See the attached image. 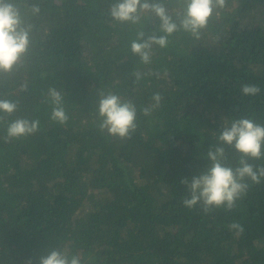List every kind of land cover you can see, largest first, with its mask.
<instances>
[{"label": "trees", "instance_id": "obj_1", "mask_svg": "<svg viewBox=\"0 0 264 264\" xmlns=\"http://www.w3.org/2000/svg\"><path fill=\"white\" fill-rule=\"evenodd\" d=\"M13 2L32 32L27 54L0 75V99L18 102L0 122V264H39L57 246L85 264H264V182L232 212L208 214L184 207L181 183L208 167L226 122L264 123V0H226L199 39L176 32L150 65L130 51L139 26L108 14L114 0ZM163 2L182 14L181 0ZM142 27L150 34L159 20L147 14ZM244 83L262 93L244 96ZM51 87L63 94L66 125L50 120ZM109 91L138 109L159 92L162 106L139 113L122 140L97 127L99 94ZM20 117L41 130L5 142Z\"/></svg>", "mask_w": 264, "mask_h": 264}, {"label": "clouds", "instance_id": "obj_2", "mask_svg": "<svg viewBox=\"0 0 264 264\" xmlns=\"http://www.w3.org/2000/svg\"><path fill=\"white\" fill-rule=\"evenodd\" d=\"M183 12L173 18L163 0H114L109 6L110 17L121 24L137 25L136 36L130 42V51L143 65L152 63L154 49L169 46L170 37L183 30L199 39L202 30L210 20L226 6V0H181ZM31 13L39 15V4L31 6ZM147 14L159 20V27L146 33L142 21ZM178 20V22H177ZM32 25L26 24L21 9L13 0H0V75L11 74L31 44ZM160 33V34H157ZM146 74L135 73L139 81ZM244 96L255 97L262 93L259 85H241ZM47 97L52 105L50 120L66 125L70 116L64 106L63 94L55 87L48 89ZM163 96L154 92L150 102L139 108L132 100L122 99L115 92H101L97 106V127L101 133L120 139H131L138 128V114L148 117L162 106ZM18 102L0 99V122L13 115ZM41 130L39 119L16 118L7 123L5 142L27 138ZM217 144L207 152L208 167L191 180L181 181L185 185L182 197L184 207L201 209L205 214L217 209L232 212L237 202L246 198L253 185L264 182V123L246 116L225 123L221 132L216 134ZM231 150V152L229 151ZM235 153V157L232 156ZM231 230L238 234L244 232L241 223L233 221ZM39 264H85L79 253L70 254L57 246L55 250L39 258Z\"/></svg>", "mask_w": 264, "mask_h": 264}]
</instances>
